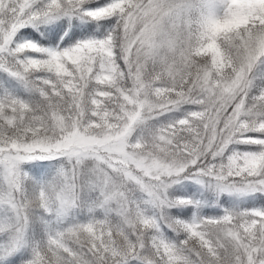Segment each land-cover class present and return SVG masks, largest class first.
Wrapping results in <instances>:
<instances>
[{
    "label": "snow or ice",
    "instance_id": "1",
    "mask_svg": "<svg viewBox=\"0 0 264 264\" xmlns=\"http://www.w3.org/2000/svg\"><path fill=\"white\" fill-rule=\"evenodd\" d=\"M0 264H264V0H0Z\"/></svg>",
    "mask_w": 264,
    "mask_h": 264
},
{
    "label": "trees",
    "instance_id": "2",
    "mask_svg": "<svg viewBox=\"0 0 264 264\" xmlns=\"http://www.w3.org/2000/svg\"><path fill=\"white\" fill-rule=\"evenodd\" d=\"M103 3V2H102ZM102 3H100V4H102ZM77 23H80L79 21H77ZM101 25H106L107 24V22L106 21H100L99 22ZM82 27H84V28H91V30L92 31H95L96 30V24L95 23H88V24H83L82 25ZM25 33H29V32H32V29H25V30H23ZM170 195L171 196H173V197H179V196H199L200 195V193H199V191L198 190H196V189H194V190H191V189H185V192L184 191H179L178 189H177V191H175V192H171L170 193ZM180 208H173V209H171V213L173 214V215H188V213H189V210H187V211H180L179 210Z\"/></svg>",
    "mask_w": 264,
    "mask_h": 264
},
{
    "label": "rangeland",
    "instance_id": "3",
    "mask_svg": "<svg viewBox=\"0 0 264 264\" xmlns=\"http://www.w3.org/2000/svg\"><path fill=\"white\" fill-rule=\"evenodd\" d=\"M96 2H97L98 4H100V3H102V2L105 3L106 0H96ZM162 119H163V118H162ZM236 147H238L239 150H241V151L254 150L251 146H246V145H239V146H236ZM172 188H177V189H179L180 191H184V192H185V189H187V188H188V189H191V190L196 189V190L199 191V186H197V185L193 184L191 181H187V180L182 181L181 183H178V184L173 185ZM170 189H171V188H170ZM170 189H169V190H170ZM199 193H200V195L203 194V193L200 192V191H199ZM179 210L182 212V211H187V210H189V209H187V208H180ZM204 211H205V212H209L210 209L205 208ZM188 215H191V212H190V211H189Z\"/></svg>",
    "mask_w": 264,
    "mask_h": 264
}]
</instances>
